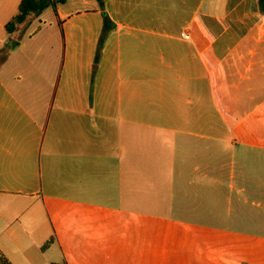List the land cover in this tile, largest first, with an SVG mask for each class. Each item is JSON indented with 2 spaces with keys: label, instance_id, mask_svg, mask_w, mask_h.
<instances>
[{
  "label": "crops",
  "instance_id": "1",
  "mask_svg": "<svg viewBox=\"0 0 264 264\" xmlns=\"http://www.w3.org/2000/svg\"><path fill=\"white\" fill-rule=\"evenodd\" d=\"M21 1L0 0L9 262L264 264L260 0L65 1L57 31L8 33Z\"/></svg>",
  "mask_w": 264,
  "mask_h": 264
},
{
  "label": "trees",
  "instance_id": "2",
  "mask_svg": "<svg viewBox=\"0 0 264 264\" xmlns=\"http://www.w3.org/2000/svg\"><path fill=\"white\" fill-rule=\"evenodd\" d=\"M102 3V0H98ZM65 3V0H22L19 6L18 14L7 24L8 33H13L18 29V26L24 24L28 18L35 14L38 15L48 8H52L55 15L58 16V6ZM261 9L264 10V0H260ZM105 29H108L106 24ZM7 58L6 55L0 59V64ZM0 264H12L0 251Z\"/></svg>",
  "mask_w": 264,
  "mask_h": 264
},
{
  "label": "rangeland",
  "instance_id": "3",
  "mask_svg": "<svg viewBox=\"0 0 264 264\" xmlns=\"http://www.w3.org/2000/svg\"><path fill=\"white\" fill-rule=\"evenodd\" d=\"M65 1H66V4L63 5L61 9V12L63 14H68V13H71L73 10H75V8L77 7V5L75 4V1L77 0H65ZM82 7L83 5H80V8ZM40 14H41V24L47 23L46 29L48 31L53 30V29H56V31L58 30L57 21H56L57 16L55 15L52 8H48ZM51 24H53V26H50ZM244 264H248V263L245 262Z\"/></svg>",
  "mask_w": 264,
  "mask_h": 264
}]
</instances>
